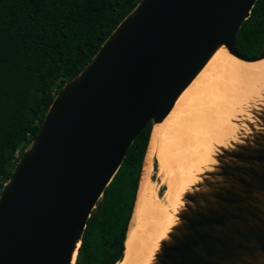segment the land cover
Listing matches in <instances>:
<instances>
[{
  "label": "water",
  "instance_id": "95a60500",
  "mask_svg": "<svg viewBox=\"0 0 264 264\" xmlns=\"http://www.w3.org/2000/svg\"><path fill=\"white\" fill-rule=\"evenodd\" d=\"M255 2H137L55 94L2 184L0 264H74L86 220L146 125L163 121L219 48L264 59V38L254 57L235 49ZM252 108L239 144L216 148V165L183 195L150 264H264V102Z\"/></svg>",
  "mask_w": 264,
  "mask_h": 264
},
{
  "label": "trees",
  "instance_id": "16d2710c",
  "mask_svg": "<svg viewBox=\"0 0 264 264\" xmlns=\"http://www.w3.org/2000/svg\"><path fill=\"white\" fill-rule=\"evenodd\" d=\"M138 1L0 0V188L55 94ZM263 38L264 0H256L235 49L254 57ZM151 130L133 140L91 211L74 264L121 262Z\"/></svg>",
  "mask_w": 264,
  "mask_h": 264
},
{
  "label": "bare ground",
  "instance_id": "6f19581e",
  "mask_svg": "<svg viewBox=\"0 0 264 264\" xmlns=\"http://www.w3.org/2000/svg\"><path fill=\"white\" fill-rule=\"evenodd\" d=\"M226 61H229V66ZM263 72L264 59L244 62L228 56L221 47L179 95L163 121L152 126L131 226L123 258L118 264L151 263L158 250V243L166 238L169 229L177 222L175 215L183 205V195L190 193L191 188L200 182L199 174L210 171L209 134L216 130L210 141L211 145L217 146L224 143L220 140L222 136L239 144V135L247 133L246 130H237L241 128L238 124L249 119L244 112L247 103L259 100L262 105L264 102V94L260 93L264 82ZM206 104H211L207 111L204 109ZM227 108H233L235 116L242 115V118L237 117L238 123L235 121L233 125L237 127L236 130H226L225 125L222 126L224 122L211 130L208 125L210 114L212 117L219 110ZM154 161L169 188L165 204L157 201L152 192L151 172Z\"/></svg>",
  "mask_w": 264,
  "mask_h": 264
},
{
  "label": "rangeland",
  "instance_id": "374dc122",
  "mask_svg": "<svg viewBox=\"0 0 264 264\" xmlns=\"http://www.w3.org/2000/svg\"><path fill=\"white\" fill-rule=\"evenodd\" d=\"M229 56V55H228ZM249 58H251V57H249ZM233 61V60H232ZM226 64H227V66H229L230 64H229V61H226ZM263 75H264V72H263ZM262 87V91L260 92V93H263L264 94V82H263V84L261 85ZM211 104H209V105H204V109H206V111L211 107L210 106ZM254 105H257V106H259L260 105V101L259 100H257L256 102H252V103H247L246 104V106H245V108H244V112H245V114L247 115V119L249 120V121H251V115H250V111L253 109L252 107H254ZM256 107V106H255ZM251 109V110H250ZM219 110V109H218ZM232 111H234V109L233 108H227V109H225V110H219V115H218V113L216 114L215 113V115L214 116H212L211 117V114H210V118H208V119H210V120H208V125H209V127H210V129L212 130V129H215V128H217V127H219V125L221 124V123H223V125L222 126H224V128H226V130H236L235 129V127L236 126H233L234 125V123L236 124V122H237V117L238 118H242V115L240 114V116L239 115H237V116H235V114H233L232 113ZM214 113V112H213ZM221 113H223V114H221ZM249 114V115H248ZM222 115V116H221ZM219 116H221V117H219ZM215 117V118H214ZM213 118V119H212ZM218 118V119H217ZM218 120H220L219 122L220 123H218L217 124V122H218ZM209 121H211V124L212 125H210V122ZM216 121V122H215ZM236 121V122H235ZM213 122H214V124H213ZM232 123V125H231V123ZM227 125H226V124ZM238 123V122H237ZM214 125V126H213ZM241 128H237V130H239V129H242V130H244L243 128H242V126L243 127H245L246 129H247V126L245 125V123H243V125H241V124H238ZM217 126V127H216ZM216 130H213L209 135V137H208V140L210 141V139H213L214 138V134H213V132H215ZM211 134H213V135H211ZM223 138H221L220 140L221 141H223L224 143H222L221 142V144L220 145H217V146H215V145H211L212 143H211V141L209 142L208 141V143H209V145H210V153L208 154L210 157H209V169H210V171L212 170V167H213V164L214 163H216L215 162V160L213 159L214 158V156H215V153L217 152V150H216V147L217 148H220V149H229V148H231V144H236V143H233V142H231V141H233V139H231V138H228V137H226V136H222ZM231 140V141H230ZM222 144H223V146H222ZM225 144H228V145H225ZM212 146V147H211ZM216 151H215V150ZM16 154H17V152H15ZM213 153V154H212ZM151 179H152V192H153V194H154V196H155V198L157 199V201H160V202H162V203H166V198H167V195H168V193H169V188H168V185L167 184H165V182L163 181L164 179H163V174L160 172V168H159V166L157 165V163L154 161V165H153V170H152V172H151ZM130 226H131V223H130ZM130 228V227H129Z\"/></svg>",
  "mask_w": 264,
  "mask_h": 264
},
{
  "label": "built area",
  "instance_id": "2783aa9c",
  "mask_svg": "<svg viewBox=\"0 0 264 264\" xmlns=\"http://www.w3.org/2000/svg\"><path fill=\"white\" fill-rule=\"evenodd\" d=\"M15 157H17V154L15 153V155H14Z\"/></svg>",
  "mask_w": 264,
  "mask_h": 264
}]
</instances>
